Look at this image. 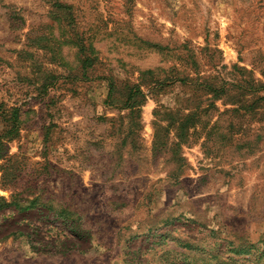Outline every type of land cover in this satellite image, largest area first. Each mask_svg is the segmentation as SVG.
I'll use <instances>...</instances> for the list:
<instances>
[{"label":"rangeland","instance_id":"obj_1","mask_svg":"<svg viewBox=\"0 0 264 264\" xmlns=\"http://www.w3.org/2000/svg\"><path fill=\"white\" fill-rule=\"evenodd\" d=\"M53 1L0 0V264H264V0Z\"/></svg>","mask_w":264,"mask_h":264},{"label":"trees","instance_id":"obj_2","mask_svg":"<svg viewBox=\"0 0 264 264\" xmlns=\"http://www.w3.org/2000/svg\"><path fill=\"white\" fill-rule=\"evenodd\" d=\"M57 12L63 13V16L60 17L59 15L54 16V21H56V24L58 25L59 29L65 28L66 25H68L70 22L76 24V14L74 13L73 5L68 3L64 0H54L52 4ZM68 42H71L74 46H76L78 49L76 53L79 55L78 59L83 63L84 66L91 64V59L88 57L91 54H95V49L93 47V42L89 38L78 39L73 40L71 37L68 38ZM150 77L152 78V86L149 88H156V86H163L167 83L168 78L165 77H156L154 76V70L148 69L146 72ZM181 81L184 82V79L182 77H173L170 80V83ZM169 82V81H168ZM141 81L132 82L128 87L127 91L125 93V100L123 102L124 107L130 108L131 112L134 113V118H139V106L143 104L144 98L147 95L141 88ZM110 91L111 89H115L114 82L110 81L109 83ZM208 89L212 88L211 85H208ZM137 125V122H136ZM17 131V117L16 115H11V125L5 130L4 137L11 139L15 136V133ZM5 158V145L3 143L2 138H0V159ZM36 199H33L29 202L27 207L33 206L35 204ZM15 202V201H14ZM11 201L10 203H7L3 197L0 196V210L5 209L6 207H9L11 205L15 206L18 209H21L22 206L20 203H14ZM238 253H245V248L240 247L239 249H236Z\"/></svg>","mask_w":264,"mask_h":264}]
</instances>
